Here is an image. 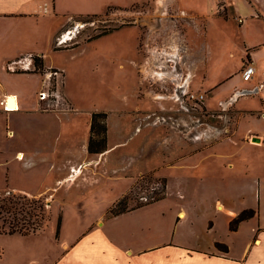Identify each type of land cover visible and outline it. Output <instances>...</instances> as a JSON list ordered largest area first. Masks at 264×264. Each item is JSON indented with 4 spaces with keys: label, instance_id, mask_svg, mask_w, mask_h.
Returning a JSON list of instances; mask_svg holds the SVG:
<instances>
[{
    "label": "rangeland",
    "instance_id": "obj_1",
    "mask_svg": "<svg viewBox=\"0 0 264 264\" xmlns=\"http://www.w3.org/2000/svg\"><path fill=\"white\" fill-rule=\"evenodd\" d=\"M215 1V11L218 17L220 16L224 20L230 19L235 25L241 23L240 18L231 10L229 0ZM247 1L253 6H260V13L257 12L256 15L259 14L258 17L264 16V0ZM197 4L206 5V10H212L211 0H184V2L182 0H134L132 4L125 7H109L96 16L69 17L66 25L62 27L59 33L54 32L58 25L51 26V32L47 34L45 32L47 27H42V37L40 38L42 55L40 56L44 58V68L40 70L34 66L32 71H28L40 74L37 76L16 75L13 84H23L30 93L38 92L37 97L39 98V93L48 87L44 83L46 82L45 75L58 71V76L52 78L51 86L55 88L57 80L58 84L64 86L69 95L78 100L82 107L116 109L134 106L133 108H137L144 106L145 100L155 104L153 96L149 97L148 94L151 90L156 92V88L159 87L158 82L152 81L150 75L141 73L143 64L145 66L148 57L145 53L150 46H152V50L161 48L160 43L155 42V39L156 37L159 38L166 30L169 36L178 38L179 45L180 42L184 45L185 38L183 36L188 38V36L198 35L199 24L207 18L204 15L190 14L186 9H193L197 7ZM182 12H188L194 17L188 16L183 19ZM251 15H253L251 10L244 6L240 14L242 19L245 22L250 21ZM235 25H232V40L230 39L234 46L231 51L235 57L232 62L230 61L231 64H227V71L230 68H232L231 71H239L240 55H243L242 36L235 33ZM250 25L257 30L261 29L258 20L255 23L251 21ZM107 30L113 31L108 33L110 35L106 36V39H101L102 41L98 43L96 40L99 38L94 37ZM217 30L219 32L221 28L218 27ZM217 30L212 31V36L206 39L216 48L225 43V34H230L228 27H224L221 34L217 33ZM67 34H71V38H66ZM151 36L154 37L152 42L149 41ZM92 38L93 40L89 42V45L84 44ZM135 38L137 39V63L134 66L139 76V82L145 86L141 83L135 98H133L135 84L131 83L133 79L128 75L133 70L134 58L128 51L130 45L131 47L134 45ZM112 40H114V44H111ZM200 43L205 45L203 40ZM98 45L103 46V51L110 49L118 52L121 50L122 54L120 57L118 56L119 58L109 62L105 58L97 56ZM229 54V52L226 54L222 51L221 56L227 55L229 58ZM243 62L245 64L249 61L244 59ZM45 64L47 67L56 70L46 69ZM102 64L104 65L102 66ZM216 76L223 77L224 75L213 74L212 77ZM258 77V74L254 75L253 79L256 78L257 83L264 85V75ZM233 85L234 83L230 86ZM196 88L194 85V89ZM204 92L206 98L212 97L211 90H202L201 94H193L205 98V94H202ZM217 103L218 100L214 99L208 105L214 108ZM237 109L245 112L241 113ZM215 110H219V107L217 106ZM136 113L132 112L128 115L134 118ZM218 114L219 111L215 117H208L201 113L202 125L197 128L199 132L196 129L193 130L192 119L185 118L178 119L179 122L176 124L170 123L168 126L161 124L159 128L145 126L140 134L133 136L135 128L133 122H129L127 128L120 135V133L118 134V124L109 123V113H107L106 125L108 131L109 129L111 131L107 147L110 144L127 148L129 149L127 157L133 156L139 159V162L134 169L135 171L133 170V174L122 175V177L120 175L119 177L113 174L115 169L113 162L108 161L105 157L102 162L103 167H99L97 180H89L90 176L87 177L88 182L85 179L83 185L76 186V194L72 197L66 193V189L74 183L67 182L57 187L56 172L43 178V176L34 174L35 169L23 166L24 158L22 160L14 159L15 152L10 151L3 156L0 155V158L9 161L8 171L7 168L0 169V229L6 233L13 231L14 235L41 236L42 239L38 240L40 242L39 249H49L47 239L49 238V241L52 242V234L54 236L55 233L57 234L58 222L61 218L59 235L56 237L58 243L62 242L60 241L62 233L66 232L67 235L64 236L67 238H76L86 228L101 227L120 246L136 244L162 246L165 241L175 240L177 236L175 234L176 215L179 209L185 205L184 209L192 210L195 223L193 227H189L192 229H186L181 235L187 243L207 247L211 236H217L215 234L217 231L223 240L234 241L224 231L223 222L217 221L220 213L216 212L215 203L217 200L222 203L226 201L232 208L242 209L249 205H258L259 196L260 199L264 196V188L258 184L257 177L251 176L256 172H250L251 168L259 170L258 172L264 179V162L258 160V158H264V143L253 142L249 145L241 139L248 131L252 132L264 128V86L261 87L259 93L256 92L242 98L237 107L234 104L227 116L222 114L220 118ZM141 116L145 117V113ZM36 118L30 121L32 127H37L38 132H46L52 127L53 129L50 130L60 131L61 124L58 121L56 126H53L54 121L47 122L44 119ZM227 119L231 120V132L238 127L236 137L239 138L232 136V141H237V143L230 145L233 153V158L230 160L234 161L233 170L226 173L225 166L227 163L223 164L222 162L221 164V161L217 160V166H214L210 171L203 169L205 168L203 161L201 168L195 172L191 169L183 171L165 170L163 173L170 176L172 182L169 191L167 189L163 197L156 199L159 197L156 193L162 190V180L166 178L156 172H146L144 169L146 162L150 159L154 163L157 162L155 163V169H157V167L167 165L170 159L175 161L181 157L185 159L192 157V155L188 156L187 153L183 154L182 150H194V148L203 150L213 143L224 141L222 140L224 138L221 137H223L222 132L226 129ZM208 121L212 122L208 124ZM66 129H70L69 125ZM215 131H217V135L214 139L210 137L193 141V136L196 133L201 136L202 133L213 134ZM220 132L222 136H220ZM166 139H169V144ZM175 150L176 155H172ZM117 158H122V155H113L111 159ZM0 166L2 165L0 164ZM42 172H47L46 164L42 168ZM201 174L200 177L205 176L203 181L198 180V176ZM123 177L128 180H124ZM166 182L168 188L167 179ZM8 185L35 194L46 192V196L32 198L8 193L6 190ZM53 193L56 197L52 195ZM88 193H93V197H91L92 195L87 196ZM180 194H183V197ZM218 206L221 207L222 205L219 204ZM222 208L219 209L222 211ZM121 209H126V213L113 216L115 212ZM210 221L217 223V230L204 234L203 229L208 231ZM256 222L258 220H252L251 223L245 225L244 234H249ZM36 226L39 229L34 232L33 229Z\"/></svg>",
    "mask_w": 264,
    "mask_h": 264
},
{
    "label": "crops",
    "instance_id": "obj_2",
    "mask_svg": "<svg viewBox=\"0 0 264 264\" xmlns=\"http://www.w3.org/2000/svg\"><path fill=\"white\" fill-rule=\"evenodd\" d=\"M182 1L184 2V0ZM211 1V11L206 10V5L198 4L193 9L186 8L190 14L204 15L207 18L199 24L198 35L188 36V38L183 36L185 38L184 45L181 42L179 45L178 38L169 36L166 30L159 38L156 37L155 39V42L160 43L161 48L152 50V46H148L147 53H145L148 57L145 66L143 64L141 73L150 75L152 81L158 82L159 87L156 88V92L151 90L148 94L149 97L153 96L155 104L145 100L144 106L137 108L127 106L116 109L95 107L88 109L82 107L78 100L72 98L66 88L60 85L64 103L70 110L52 111L44 109L43 103L37 97L38 92L30 93L23 84H13L16 75L28 77L40 75L28 71L34 69V58L36 56L42 57L40 56L42 55L40 48L42 27H47L45 31L47 34L51 32V26L58 25L54 32L59 33L62 27L66 25L69 17L96 16L109 7H125L132 4L134 0H0V75H3L0 76V155L3 156L10 151L15 152L14 159L22 160L24 158L23 166L35 169L34 174L43 176V178L56 172L57 187L67 182L74 183L66 189V193L72 197L76 194V186L83 185L85 179L88 182L87 177L90 176L89 180H97L99 167H103L102 162L105 157L108 161L113 162V168H115L113 174L119 177L120 175L122 177V175L133 174V170L136 169L135 167L139 162V159L133 156L127 157L129 149L122 146L116 147L109 144L107 149L100 154L89 153L93 113H109L108 122L118 124V134L120 133V135L127 128L129 122H133L135 127H133V136H136L143 131L142 128L145 126L159 128L161 124L168 126L170 123L179 122L178 119L185 118H191L193 130L196 129L199 132L197 128L202 125L201 113L203 116L215 117L219 111L220 118L222 114L227 116L230 108L234 104L237 107L242 98L256 92L259 93L261 85L257 83V79L246 82L243 80L241 72L245 65L243 60L246 59L255 67V75L258 74V78L264 75V16L258 17L259 14L256 15L257 12L260 13L261 7L253 6L247 0H229L231 10L241 20V23L235 25L230 19L224 20L220 16L218 17L215 11L216 1ZM244 6L250 9L253 14L251 20L247 22L240 16ZM188 12H182L183 19L191 16ZM256 20L261 24V31L250 25L251 21L255 23ZM232 25H235V33L242 36L243 55H240L239 71H231L232 68L229 71L226 70L227 64H231L235 57L231 51L234 47L231 43ZM218 27L221 28L219 32ZM224 27L230 28V34H225V43L216 48L206 39L212 36V31L217 30V33L221 34ZM111 34L113 35V33ZM108 35L110 34L101 35L96 41L99 43ZM66 38H71V34H67ZM153 39L154 37L151 36L149 41L152 42ZM136 40L135 38L134 45L132 47L130 45L128 51L134 58L133 70L128 75L133 79L131 83L135 84L133 98H135L142 83L139 82V76L134 66L137 63ZM201 40L204 41V46L201 45ZM113 41L111 44H114ZM89 42L90 40L84 44L89 45ZM102 51L103 46L98 45L97 56L105 58L109 62L110 60L114 61L122 54L121 50L118 52L110 49ZM222 51L226 54L229 52V58L227 55L221 56ZM45 67L56 70L47 67L46 64ZM51 74L52 72L45 75L46 82L44 83L46 86L52 80ZM213 74H223L224 76L212 77ZM232 83L234 85L230 86ZM143 85L145 86V84ZM194 85L195 88L197 87L196 89H194ZM200 90H211L212 97L206 98L204 92L202 94H205V98L202 101L197 103L190 101L188 94H201ZM6 98H16L18 109L6 112L1 104ZM214 99L218 100L219 110H215L217 106L211 108L208 105ZM201 106L202 109H200ZM237 111L245 112L238 109ZM132 112H137L136 117L133 118V116L128 115ZM143 113H145V117L141 116ZM36 117L47 122L54 121L53 126H56L58 121L61 124L60 131L50 130L53 129L52 127L46 132H38L37 127H32L30 121L35 120ZM226 121V129L222 132L223 137H221L224 138L222 139L224 141L213 143L203 150H196L195 148L194 150H182L183 154L187 153L188 156L192 155V157H188L189 159L181 157L175 161L170 159L167 165L157 167V169H155L157 162L154 163L150 159L144 165V169L148 173L156 172L165 177L169 182L168 191L172 179L163 173L165 170L183 171L191 169L195 172L201 168L203 161L205 163L203 169L210 171L214 166H217V161H221V164L222 162L223 164L227 163L225 166L226 173H230L234 163L233 160H230L233 158L230 145L237 143V141H232V136L239 137H236L238 127L231 132V120L227 119ZM138 122L139 124H137ZM211 122L208 121V124ZM67 125L71 130L66 129ZM83 127L84 129H82ZM110 133L109 129L108 140ZM198 134H194V142L201 138L213 137L214 139L217 131L213 134L205 132L201 136ZM222 134L220 132V136ZM255 137L260 138L259 143H264V128L252 132L248 131L244 138H240L244 143L251 145L252 139ZM166 141L168 144L170 143L169 139ZM175 152L176 150L172 152V155H176ZM116 154L122 155V158L111 159ZM217 157L219 158L217 159ZM258 160L264 162V158H258ZM0 164L2 165L0 169L7 168L8 171V159L1 157ZM45 164L47 172L43 173L42 168ZM258 171L251 168L250 172H256L251 176L257 177L258 184L264 188V179ZM194 176L197 177L196 174ZM200 176L202 174L198 176V180L203 181L205 176ZM123 178L128 180L126 177ZM6 190L8 193L32 198L46 196V192L35 194L13 186L10 187V185L7 186ZM54 194L52 195L56 197ZM87 196L93 197V193H88ZM180 196L183 197V194ZM219 204L223 208L222 206L219 207ZM184 206L179 209L176 215L175 234L177 236L175 240L165 241L162 246H143L142 244L120 246L101 227L86 228L76 238H67L64 236L67 233H62L60 239L62 242L60 243L56 240L57 234L55 233V236L52 234L53 243L48 238L49 249L42 250L39 249L40 242L38 241L42 239L41 236L0 233V264H264V196L261 199L259 196L258 205H249L242 209H234L226 201L222 203L217 200L215 203L216 212L220 213V217L217 216L219 217L217 221L223 222L224 231L234 241L223 240L217 231L215 232L217 236H211L207 247L189 244L181 237L186 229L195 224L192 210L184 209ZM219 208L223 210L221 211ZM250 209L254 210L256 215L252 219L240 223L236 231H231L230 222L244 210ZM252 220H258V222L253 225L249 234H244L245 225L251 223ZM216 230L217 223L210 221L208 231H205L204 228L203 233L209 234ZM217 243L227 246V251L224 252L216 248Z\"/></svg>",
    "mask_w": 264,
    "mask_h": 264
},
{
    "label": "trees",
    "instance_id": "obj_3",
    "mask_svg": "<svg viewBox=\"0 0 264 264\" xmlns=\"http://www.w3.org/2000/svg\"><path fill=\"white\" fill-rule=\"evenodd\" d=\"M111 31H113V30L104 31L101 34L96 35V37H94V38H98L101 35H106V34L110 33ZM92 39H90V41ZM34 62H35L34 65L37 69L42 70L44 68L42 57L36 56L34 58ZM107 117H108V115L106 113H103V112L102 113H93V115H92L91 136L89 139V147H88V151L90 154H100L107 149V141H108V134H107L108 129H107V125H106ZM165 191H167V182H166V179H163L162 180V190L160 192L156 193L157 195H159V197L156 199L163 197L165 195ZM35 202L38 203V201H35ZM124 213H126V209H121V210L115 212L113 216H118V215H121ZM255 215H256V212L252 209L244 210L235 219H233L230 222V230L236 231L238 226L240 225V223L247 221L249 219H252ZM60 220H61V218L59 219V222H58L59 228L57 230V236L59 235V229H60V224H61ZM38 229H39V227L36 226V228H34L33 230H34V232H36ZM0 233H2V234H14L13 231L6 233L2 229H0ZM216 248H218L224 252L227 251V246L220 244V243L216 244Z\"/></svg>",
    "mask_w": 264,
    "mask_h": 264
},
{
    "label": "built area",
    "instance_id": "obj_4",
    "mask_svg": "<svg viewBox=\"0 0 264 264\" xmlns=\"http://www.w3.org/2000/svg\"><path fill=\"white\" fill-rule=\"evenodd\" d=\"M58 71L53 72L51 74V77L58 76ZM256 73L255 67L252 65V63L247 62L245 63L241 75L244 81L248 82L253 79L254 75ZM52 81V80H51ZM51 81L47 87V91L43 90L39 94V100L44 105V109L46 110H52V111H69L70 108L64 103L63 95L61 92L60 85L58 84L57 80L55 83V88L51 86ZM264 85H261L263 87ZM188 98L190 101L193 102H200L204 99V96H199L189 93ZM11 98H6L1 104L4 106V110L6 112L11 111L10 108H8V104L10 102Z\"/></svg>",
    "mask_w": 264,
    "mask_h": 264
},
{
    "label": "bare ground",
    "instance_id": "obj_5",
    "mask_svg": "<svg viewBox=\"0 0 264 264\" xmlns=\"http://www.w3.org/2000/svg\"><path fill=\"white\" fill-rule=\"evenodd\" d=\"M8 108H10V110H17L18 109V104L16 102V98H11L10 105L8 104Z\"/></svg>",
    "mask_w": 264,
    "mask_h": 264
},
{
    "label": "water",
    "instance_id": "obj_6",
    "mask_svg": "<svg viewBox=\"0 0 264 264\" xmlns=\"http://www.w3.org/2000/svg\"><path fill=\"white\" fill-rule=\"evenodd\" d=\"M252 141H253V142H257V143H259V142H260V138H256V137H255V138L252 139Z\"/></svg>",
    "mask_w": 264,
    "mask_h": 264
}]
</instances>
